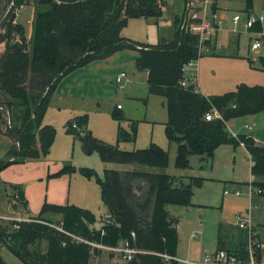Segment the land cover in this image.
Returning a JSON list of instances; mask_svg holds the SVG:
<instances>
[{"label":"trees","instance_id":"1","mask_svg":"<svg viewBox=\"0 0 264 264\" xmlns=\"http://www.w3.org/2000/svg\"><path fill=\"white\" fill-rule=\"evenodd\" d=\"M25 1L30 0H17L16 5ZM165 6L157 0H38L30 50L24 39L22 43L10 41L13 25L6 23L8 31L0 33V42L7 39L0 55V135L10 138L12 144L6 158L0 159V171L49 153L56 129L44 124V117L63 77L93 61L134 50L138 52L136 68L148 73L149 93L166 100L165 131L168 139L177 145L176 167L190 168L191 155L208 162L220 145H243L252 162L250 183L260 190L257 195L263 196L264 146L247 135L233 136L227 130V123L264 111V86L239 83L235 90L216 95H205L194 84L183 86L184 66L202 56L199 37L181 27L184 15L175 19L171 42L161 39L151 44L122 35L130 18L159 17ZM216 8L215 5L214 10ZM247 8H253V0H247ZM13 17L12 14L11 21ZM258 29L261 28L257 26ZM206 44L209 48V43ZM214 49L212 47V51ZM249 61L253 63L250 58ZM260 62L264 70V56L260 57ZM31 78L37 79L36 85L28 88ZM2 94L9 99H3ZM214 109L222 113L223 120H206V114ZM119 111V108L113 111V118L126 120ZM6 112L10 117L8 121ZM87 126V114L75 116L65 124L66 132L81 142L86 154L97 152L105 164L126 166L124 170L105 168L103 179L92 168L82 170L88 178L97 177L110 223L96 227L97 216L89 209L69 203L45 202L38 216L13 221L12 231L3 227L4 222L0 220V246L5 244L26 264H91V247L77 242L73 236L110 246L127 240L132 247L144 252L127 264H178L175 260L179 245L178 219L166 207L193 206L194 189L202 185L203 178L192 177L186 184L183 178L164 171L129 170L127 166L165 170L169 166V153L154 142L147 148L123 150L122 143H136V124L131 130L120 126L116 144L84 131ZM72 171L70 165H64L56 175ZM14 196L17 202L27 204L20 188ZM48 213L60 215L59 223L47 217ZM44 241L46 251L32 248L36 242ZM217 248L247 259L246 231L221 223ZM100 253L95 250V254ZM262 255L259 251L260 259ZM0 264H6L2 256Z\"/></svg>","mask_w":264,"mask_h":264},{"label":"rangeland","instance_id":"2","mask_svg":"<svg viewBox=\"0 0 264 264\" xmlns=\"http://www.w3.org/2000/svg\"><path fill=\"white\" fill-rule=\"evenodd\" d=\"M185 0H169L163 7L159 17H133L123 28L122 35L133 40L157 44L161 39L168 42L174 40L175 19L181 17L185 9ZM11 0H0V33L8 31L6 23L13 25L10 41L26 42L31 49V33L35 11L38 10V0L25 1L24 7L7 14ZM226 18L224 19L218 37L208 41V50L201 52L198 59L197 88L205 95L223 94L236 89L239 83L264 86V70L260 57L262 51L251 49L250 35L245 31L233 34L231 17L236 13L244 14L250 10L255 13L264 11V0H253V8H247V0H216ZM218 11L219 9L216 8ZM12 11V10H11ZM252 12V11H251ZM220 13V12H219ZM14 15L11 21V15ZM4 24V25H3ZM264 28V24H263ZM264 30V29H263ZM7 39L5 40V42ZM5 42H0V55L5 49ZM212 47L215 49L212 51ZM211 53V54H210ZM125 58L123 63L115 62L113 56L105 58L111 62L105 68L104 77H100L99 96L94 99H82L72 104L69 113L56 105V100L49 103L44 117V124L53 125L56 129L54 141L49 153L38 159H28L22 164H12L0 171V215L6 219L3 227L13 230V221L24 220L39 215L42 205L47 203L74 204L94 212L98 221L96 227H101L107 219V210L102 202L97 177H86L82 174L84 168H92L97 176L104 178L105 164L99 153L86 154L83 145L73 134L67 133L65 124L69 118L79 115H88V126L84 131L92 134L109 144L117 143L118 129L121 126L131 130L137 125V149L147 148L154 142L166 149L169 153V166L165 170L127 166L129 170H144L150 172H166L171 176H182L187 184L192 177L203 178L202 185L194 189L192 196L193 206L184 207L168 205L167 211L178 219L179 245L177 255L181 259L199 261L205 249L217 248L218 229L221 223L235 226L239 216L250 218L257 226L260 238L264 243V195H254L250 208L248 186L243 182L251 177L250 159L245 148L241 145H220L214 152V157L208 162H202L198 155L190 156V168L176 167L177 145L170 141L165 131L168 120L166 100L163 97L151 95L147 86V75L135 66L137 51H122ZM249 58L253 61L251 64ZM134 67V70L132 69ZM124 71L127 77L122 83L116 82V76ZM37 79L31 78L27 87L36 85ZM37 91V90H35ZM3 99L9 97L2 94ZM117 104L122 106L120 113L126 120L118 121L113 118V111ZM70 105V104H69ZM6 112V121L10 118ZM247 125H254L257 133L264 139V111L256 115L238 117L227 123V130L248 132ZM12 142L0 135V159L6 158V153ZM123 150H132L134 144L122 143ZM70 165L74 171L56 175L64 166ZM111 168H119V164H110ZM126 167V166H122ZM233 181L242 182V184ZM235 185L241 187V196L224 195V189L235 190ZM249 185L251 183L249 182ZM24 193L27 204L22 201L14 206L18 189ZM258 189V188H257ZM237 190V189H236ZM258 194V193H257ZM249 210V212H248ZM47 217L59 223L61 216L48 213ZM257 232V233H258ZM259 237V236H258ZM259 238V239H260ZM34 246V247H33ZM32 248L46 251L47 242H36ZM0 256L6 264H26L17 254L5 244L0 246ZM92 257L91 264H124L119 254L104 253L99 257ZM178 264H184L179 261Z\"/></svg>","mask_w":264,"mask_h":264},{"label":"built area","instance_id":"3","mask_svg":"<svg viewBox=\"0 0 264 264\" xmlns=\"http://www.w3.org/2000/svg\"><path fill=\"white\" fill-rule=\"evenodd\" d=\"M163 5H167L169 0H157ZM216 0H186L185 9L183 15L185 16L184 25L181 27L188 30L192 34H195L199 37V53L203 50H208L207 42L218 37V34L223 28L221 27L224 22V17L216 9L214 10V2ZM17 0H11L9 10L6 15L12 11L19 10L24 7V3L20 6L16 5ZM232 24V28L229 30L233 34H240L245 31L250 35L251 49L253 51H262L264 52V30L262 29L264 24V14H257L255 12H246L244 14L236 13L231 19H229ZM259 26L261 29L256 30V27ZM197 60H192L187 63L184 68V79L181 81V84L185 87L191 85L195 80H197L198 69H197ZM126 77V73L122 72L117 78V82L121 83ZM206 120L211 121L215 119H222V113L214 109L211 112L207 113L205 116ZM74 127H76L74 125ZM233 136H237L232 133ZM226 194L228 191L225 192ZM260 193V190L256 187L250 185L248 195L250 200L254 195ZM234 195H241L239 189L233 192ZM17 196L15 197L14 202L16 203ZM252 203L250 204V208ZM249 212V210H248ZM6 219L0 215V220ZM110 223V220L107 219L103 224ZM102 224V225H103ZM237 225L240 229L245 230L247 233V245H248V258L242 259L238 255L228 252L225 249H215L213 251H206L203 258L200 261H189L183 260L182 262L186 264H264V245L258 237V233L255 225L252 223L250 218H245L239 216ZM103 235L105 231L102 232ZM77 242H82L91 247L92 257H96L95 250L98 249L101 252H106L109 254H119L124 263H130L137 254L144 253L142 250L132 247L129 241L125 240L119 243L117 246H110L100 242L92 241L89 239H84L78 236H73ZM259 251H262L263 255L260 259ZM166 258H171L166 255ZM175 260L179 261L176 257Z\"/></svg>","mask_w":264,"mask_h":264},{"label":"crops","instance_id":"4","mask_svg":"<svg viewBox=\"0 0 264 264\" xmlns=\"http://www.w3.org/2000/svg\"><path fill=\"white\" fill-rule=\"evenodd\" d=\"M217 8L219 9L220 14L224 18H226V16H224L225 13L224 12H221L222 9L218 5H217ZM251 11L252 12H255L254 10H251ZM258 14H264V11L263 12H260ZM262 29H264V28L262 27ZM121 53L122 52H119V53L114 54V56H113L114 59H112V60H114L115 62L123 63L122 58H125L126 55H123ZM105 60L106 59L93 61V62L87 64L84 67H80V68L75 69L73 72H71L70 74H68L65 77H63L59 81V83L57 84V87L55 89L54 95L52 97V100L53 99L56 100L57 107L58 106L60 108L62 107L63 109H65V112L66 113L67 112L69 113V111L72 109V104H75L77 101H79V100L81 101L82 99H94L95 97L99 96V91L98 92H93V91L96 90V89H98V87L100 85V77H104L103 75L105 73V68H107V66L111 63V62L105 61ZM132 69L134 70V67H132ZM122 72H124V71H122ZM122 72H120V73H122ZM120 73L116 76V82H117V78L120 75ZM142 73H144L148 77V73L146 71H142ZM126 77H127V74H126ZM125 78H124V80H125ZM196 82H197V80H196ZM196 82L194 81L192 84H194L197 87V83ZM91 97H94V98H91ZM117 108L122 109V106L120 104H117ZM74 117H72V118H74ZM72 118H69V119H72ZM126 121H128V119ZM246 129H248V132L241 133V132H238V131H234L233 133L236 134V135L243 134V135H247V136L253 137L259 145H263L264 146V139L261 138L257 134L259 132V130L254 125H247L246 126ZM6 138H8V137H6ZM8 139H9L10 142H12V140L10 138H8ZM135 144L136 143H134V147H135ZM132 145H133V143H132ZM241 146H243V145H241ZM249 159H250V156H249ZM250 163L252 165L251 159H250ZM122 166L123 165H121V167H119L117 169L118 170H124V169H126V167H122ZM107 167L108 168H111L109 163L107 165H105V168H107ZM250 172H251V166H250ZM177 177H182V176H177ZM252 180H253V177L251 175L249 181L243 182L244 183L243 185L244 186H248V189H249V186H250L249 185V182H251ZM233 182H235V183H242V182H239V181H233ZM236 189H239L241 191V187L239 185H237V186L235 185V190ZM235 190L233 189L230 192L227 189H224L223 194L224 195H229V194L234 195L233 192ZM226 191H228L227 194L225 193ZM241 194H242V192H241ZM235 196H237V195H235ZM239 196H241V195H239ZM251 203H253L252 199L250 200V204ZM53 204H55V203H53ZM65 204H67V203H65ZM29 218L30 217L25 218L24 220H27ZM228 226H231V225L229 224ZM235 226L238 227L237 224ZM255 227H256V230L258 232L257 226H255ZM258 236L260 238L259 232H258ZM260 241L262 242L261 238H260ZM263 245H264V243H263ZM206 251H211V250L205 249L204 251H202L200 260L203 258V256H204V254H205ZM104 253H106V252H101L100 254L103 255ZM99 255H97L96 257L98 258ZM176 258L179 261H181V262L183 260H189V259H183V258L180 259L178 257V255H177ZM189 261H193V260H189ZM182 263H184V262H182ZM184 264H186V263H184Z\"/></svg>","mask_w":264,"mask_h":264}]
</instances>
